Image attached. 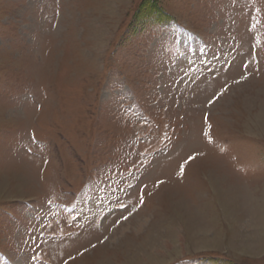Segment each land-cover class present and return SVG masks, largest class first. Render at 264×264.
Masks as SVG:
<instances>
[{
	"label": "rangeland",
	"instance_id": "1",
	"mask_svg": "<svg viewBox=\"0 0 264 264\" xmlns=\"http://www.w3.org/2000/svg\"><path fill=\"white\" fill-rule=\"evenodd\" d=\"M0 264H264V0H0Z\"/></svg>",
	"mask_w": 264,
	"mask_h": 264
}]
</instances>
